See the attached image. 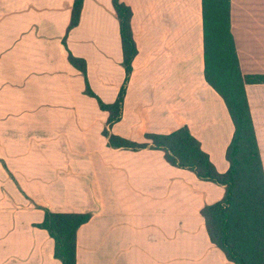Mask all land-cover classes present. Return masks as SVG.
<instances>
[{
	"label": "crops",
	"instance_id": "crops-1",
	"mask_svg": "<svg viewBox=\"0 0 264 264\" xmlns=\"http://www.w3.org/2000/svg\"><path fill=\"white\" fill-rule=\"evenodd\" d=\"M0 0V264H62L39 227L45 210L90 213L76 264H235L201 211L225 187L170 164L163 150L112 147L105 130L151 144L187 126L220 173L234 123L204 75L202 0H122L138 53L121 119L108 127L126 71L113 0ZM244 75H264V0H231ZM83 59L87 77L69 60ZM264 168V83L246 84Z\"/></svg>",
	"mask_w": 264,
	"mask_h": 264
},
{
	"label": "trees",
	"instance_id": "trees-1",
	"mask_svg": "<svg viewBox=\"0 0 264 264\" xmlns=\"http://www.w3.org/2000/svg\"><path fill=\"white\" fill-rule=\"evenodd\" d=\"M84 0H75L68 31L80 21ZM120 25L124 83L116 101L105 104L86 81V92L95 97L101 109L110 113L108 127L123 115L124 100L133 60L138 53L132 30V9L122 0H113ZM204 29V75L206 81L223 98L232 121L234 135L226 151L229 169L220 173L200 141L183 126L170 134H150L151 144H139L114 136L105 130L109 144L115 148L163 150L166 160L179 168L195 172L198 178L225 187L224 198L201 211L211 241L235 264H264V168L246 94V84L264 83V75H244L232 34L231 0H202ZM70 62L85 78L83 59L69 55ZM90 213H55L45 210L39 227L55 240V256L62 264H76V238Z\"/></svg>",
	"mask_w": 264,
	"mask_h": 264
}]
</instances>
